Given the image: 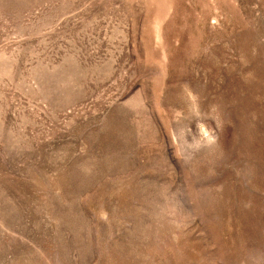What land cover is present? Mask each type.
Segmentation results:
<instances>
[{"label":"rangeland","instance_id":"rangeland-1","mask_svg":"<svg viewBox=\"0 0 264 264\" xmlns=\"http://www.w3.org/2000/svg\"><path fill=\"white\" fill-rule=\"evenodd\" d=\"M0 264H264V0H0Z\"/></svg>","mask_w":264,"mask_h":264}]
</instances>
